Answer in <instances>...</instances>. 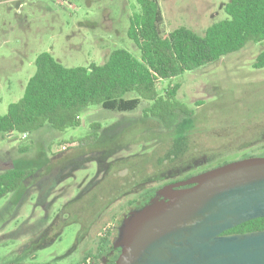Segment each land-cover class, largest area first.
<instances>
[{"label":"rangeland","instance_id":"rangeland-1","mask_svg":"<svg viewBox=\"0 0 264 264\" xmlns=\"http://www.w3.org/2000/svg\"><path fill=\"white\" fill-rule=\"evenodd\" d=\"M228 1L158 0L163 31L168 33L185 27L202 35L206 28L226 19L223 8ZM68 2L70 5L57 0H0V116L23 96L25 85L35 72V58L40 53L49 52L67 68L101 64L118 48L140 56L127 37L130 17L137 10L134 0ZM263 49L264 42L250 43L215 63L173 79L171 84L181 86L177 99L186 105L192 117L174 130L167 131L154 121L143 128L135 138L152 135L155 140L150 149L151 143L144 150L141 145L130 143L108 154L105 160H96L104 143L118 140L119 130L137 128L145 122L142 106L130 114H117L93 105L80 116V125L75 128L59 132L44 127L27 134V139H22L18 132L0 135V172L11 167L12 159L15 164H26V170L35 172V181L43 183V192L49 188L41 199H38L39 186L23 190L21 203L15 202L16 198L11 195L0 198V224L1 219L12 216L0 229V264H79L87 254L99 259L94 253L98 238L107 231L111 233L107 239H114L113 227L118 226L119 219L130 209V201L158 188L160 183L199 174L224 157L230 161L235 158L233 154L228 157L231 152L225 151L235 148L233 144L239 143L244 135L264 128V112L256 113L264 111V69L253 68L256 56ZM166 85L167 82L161 86ZM134 97V93L125 96ZM117 121L115 129L108 130ZM93 122L100 125L97 133L104 136L90 145L85 140L92 133ZM160 136L164 141L158 143ZM65 143L74 147L57 153L58 146ZM258 146H264V133L250 149ZM17 147L24 150L18 152ZM122 159L131 166L113 172L116 179L111 181V198L117 196L116 188L124 180H131L133 184L127 186L125 194L119 193L123 195L109 205L101 219L95 214L89 218L93 222L83 229V223L75 216L61 215L66 202L80 192L94 191L98 184H103L107 169L98 172V162ZM165 163L171 168L168 178L145 183L146 174L155 176L165 168H162ZM39 173L44 177L39 178ZM58 213L54 226L57 229L46 232ZM102 219L105 221L99 222ZM98 226L102 228L94 236ZM43 232L47 235L41 242L51 239L50 242L32 250V243Z\"/></svg>","mask_w":264,"mask_h":264},{"label":"trees","instance_id":"trees-1","mask_svg":"<svg viewBox=\"0 0 264 264\" xmlns=\"http://www.w3.org/2000/svg\"><path fill=\"white\" fill-rule=\"evenodd\" d=\"M134 2L137 10L130 17L127 37L139 51V57L126 49L118 48L111 51L101 64L91 63L87 67L67 68L57 62L49 52L40 53L35 58V72L27 81L23 96L8 106L5 115L0 116V135L18 132L27 136L44 127L59 132L75 128L80 125V116L93 105L117 114H130L142 106L145 122L140 123L137 128L131 126L132 128L126 127L119 130L118 140L108 141L111 142L110 144L104 143V149L98 153L96 160L99 158L105 160L109 157L108 154L116 153L130 143L141 145L143 150L151 143L148 147L150 149L155 140L152 135L135 138L142 133L143 128H147L154 121L167 131L174 130L192 117L191 111L177 99L181 86L171 84L173 79L184 72L215 63L229 54L242 50L250 43L264 42V0H229L223 8L226 19L206 28L202 35H197L185 27H178L164 33L163 17L158 0H134ZM253 68L264 69V49L256 56ZM165 82L167 85L163 88L161 85ZM129 93H134L135 97L125 98ZM262 112L264 111L258 110L256 113ZM118 123L117 121L112 124L108 130L115 129ZM90 127L92 133L85 142L89 141L92 145L94 141L99 142L104 135L97 133L101 129L98 123L93 122ZM123 133L126 134V139ZM262 133L264 128L244 135L239 143L233 144L238 149L232 148L225 151L231 152L227 155L228 157L233 154L235 158L230 161L224 157L223 160L218 161L220 163L214 167L203 168V171L247 157H264V146L250 149V145L262 137ZM158 140V143L163 142L164 137L160 136ZM98 163V172L107 169V177L103 184L101 186L98 184L94 191L92 189L90 192L88 190V193L80 192L76 198L65 203L61 212L64 216L67 213L75 216L83 223V229L93 222V220L89 221V218L95 214H98L101 219L109 205L125 194L123 192L127 186L133 184L131 180H124L116 188L117 196L111 198L113 190L111 181L116 179L113 172L121 171L131 165H127L125 159ZM25 165L13 163L11 168L0 172V198L11 195L13 199L16 198L15 202L21 203L25 194L23 190L31 186L40 187L41 195L38 199H41L44 193L47 195L49 188L43 192V183L35 181L36 176L33 175L35 172L26 170ZM169 165L165 163L162 167L165 168L159 170L155 176L147 173L145 183L154 181L153 179H167V173L171 169L167 167ZM172 167L175 168V166ZM39 176V178L44 177L41 173ZM187 178L189 177L183 176L171 179L160 183L158 188ZM158 188L145 191L136 200L130 201L129 208L138 207L147 202ZM120 192L123 194L120 195ZM59 215L60 213L54 218L52 225L48 226L46 232L57 229L54 226ZM11 217L1 219L0 229ZM102 221L105 220L102 219L99 222ZM119 223L120 219L118 225ZM101 228L102 226L95 228L93 235L95 236L96 231H100ZM115 229L113 228L114 233ZM261 230H264V218L248 221L224 234H245ZM46 232L32 243L30 247L32 250L35 249L34 247L42 248L50 242L51 239L41 242V239L47 235ZM108 236L106 231L104 236L98 238L94 253L99 257L103 256V251L108 250L107 246L111 244L107 239ZM89 259L96 260L94 256L87 254L84 261Z\"/></svg>","mask_w":264,"mask_h":264},{"label":"water","instance_id":"water-1","mask_svg":"<svg viewBox=\"0 0 264 264\" xmlns=\"http://www.w3.org/2000/svg\"><path fill=\"white\" fill-rule=\"evenodd\" d=\"M258 218L264 157L235 160L165 184L125 213L114 264H264V230L224 234Z\"/></svg>","mask_w":264,"mask_h":264},{"label":"flooded vegetation","instance_id":"flooded-vegetation-1","mask_svg":"<svg viewBox=\"0 0 264 264\" xmlns=\"http://www.w3.org/2000/svg\"><path fill=\"white\" fill-rule=\"evenodd\" d=\"M154 195V194H153ZM152 195V196H153ZM151 196V197H152ZM150 199V198H149ZM146 203V202H145ZM132 208V207H131ZM130 208V209H131ZM130 209H128V211L130 210ZM127 211V212H128ZM126 212V213H127ZM125 214V213H124ZM123 214V215H124ZM123 215H122V217H123ZM122 217L120 218V221H121V219H122ZM117 227L118 226H114L113 228H116L115 230H116V232H115V235H116V233H117ZM109 236H111V233L109 234ZM110 238V237H109ZM109 241H110V243L111 244H108V246H107V249L108 250H105V252L103 251V256L102 257H100L99 259H96V260H93V259H89V260H86V261H84V262H81V263H79V264H114V262H115V260L117 259V257H118V255L120 254V249H114V248H112V241L109 239ZM110 254V255H109ZM106 257V258H105Z\"/></svg>","mask_w":264,"mask_h":264},{"label":"built area","instance_id":"built-area-1","mask_svg":"<svg viewBox=\"0 0 264 264\" xmlns=\"http://www.w3.org/2000/svg\"><path fill=\"white\" fill-rule=\"evenodd\" d=\"M57 1H59L61 3H67L68 5H70L68 0H57ZM23 137H26V135H23ZM73 146H70L67 143L61 144V145L58 146L57 152H65L66 150H68L70 147H73Z\"/></svg>","mask_w":264,"mask_h":264},{"label":"crops","instance_id":"crops-1","mask_svg":"<svg viewBox=\"0 0 264 264\" xmlns=\"http://www.w3.org/2000/svg\"><path fill=\"white\" fill-rule=\"evenodd\" d=\"M27 137H28V136L23 137V135H22V139H27ZM73 147H74V146H73ZM70 148H71V147H70ZM70 148H69V149H70ZM22 150H24V147H17V151H18V152H21ZM57 153H60V152H57ZM9 162H11V167H12V164L14 163V161L11 159ZM11 167H10V168H11ZM8 169H9V168H8Z\"/></svg>","mask_w":264,"mask_h":264}]
</instances>
